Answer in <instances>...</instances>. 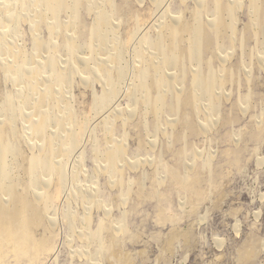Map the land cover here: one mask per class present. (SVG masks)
Returning a JSON list of instances; mask_svg holds the SVG:
<instances>
[{
    "label": "bare ground",
    "instance_id": "1",
    "mask_svg": "<svg viewBox=\"0 0 264 264\" xmlns=\"http://www.w3.org/2000/svg\"><path fill=\"white\" fill-rule=\"evenodd\" d=\"M144 1L137 0L139 4ZM150 1L157 4V0ZM192 1L193 8L187 10L190 12L188 16L182 13L179 17L167 18L165 13L162 14L163 21L155 29L157 39L151 42L144 34L139 35L151 15L141 14L135 8L134 14L118 22L113 15L109 21L103 18L107 8L94 0H0V264H47L63 244L62 230L71 221L78 222L79 228L73 225L69 228L72 236L67 244L74 249L75 240L80 239L85 252H73L72 258H79L83 263L102 264L106 255L103 249L112 250L113 245L120 241L119 234H125L124 225L115 224L113 208L115 204L126 207L133 197L144 198L145 188H140V195L137 184L143 183L148 174L142 173L130 180L134 186L131 185V191L124 189L111 199L103 198L99 182L94 187L89 186L83 155L85 145H82L83 135L89 126V112L100 115L98 112L109 107L122 93L134 99L126 108H116L113 121L104 120V149L94 153L98 164L93 171L97 178L108 176L104 184L111 191L126 186L127 171L137 173L147 164L154 170L152 181H159L161 187L168 182L166 176H159L155 168L156 160H162L164 154L161 147L157 148V133H153L155 139L152 143L147 141L151 136L148 131L150 124L157 130L162 112L167 117V126L173 128L170 135L172 144L184 138L186 130H189L186 137L190 134L208 135L222 121L220 118L214 120L213 117H219V108L210 98H215L213 94L218 93L220 84L240 82L238 66L230 64L232 52H229V46H223L226 55L221 60L222 66L213 71H217L219 76L215 80L207 78L208 72L202 69V65L209 64V60L205 61L206 49L212 56L218 50L211 30H216L217 39H229L235 45L240 40L245 45L238 36L236 18L231 14L232 10L241 9L243 0H214L215 5L206 11L208 21H203L200 15L207 1ZM248 1L253 18L246 30L251 29L253 21L264 28V0ZM110 5L111 8L117 6ZM87 6L91 17L97 14V10L102 17L95 20L98 30L87 35L83 42L82 22L78 21V15ZM62 13L69 22L62 18ZM23 23L29 26L33 50L22 41L20 28ZM123 23L126 26L121 30ZM254 29L258 31V28ZM44 30L47 31L46 38ZM110 31L113 38L109 37ZM211 39L206 47L205 43ZM221 47L219 45L218 48ZM258 61V65L264 68V58ZM195 64L200 70L193 71ZM186 67L191 73L189 80L188 73L184 75ZM145 68L150 79L143 81ZM251 75L252 71L247 77ZM126 78H130L127 86L123 84ZM96 84L102 89L99 99L94 97ZM76 86L84 87L81 91L83 98L87 91L92 93L93 100L90 105L88 103V110L76 104L73 96ZM145 90L146 96L140 98ZM160 92L166 98L169 94L171 102L162 103L157 96ZM243 98L248 106L250 96ZM205 104L208 109L203 112L208 116L211 114V117L207 116L209 119L204 118L200 123L198 113ZM149 113L155 119L146 123L142 116ZM117 119L121 120V127L135 122L136 128L145 130L144 135L136 134L137 151L141 153L148 149L150 143L156 159L145 161L130 155L123 133L116 136L118 127L114 122ZM257 128L261 129L260 126ZM91 138L92 131L89 141ZM80 146L76 159L71 160L73 152ZM172 148L171 144L165 147L167 151ZM182 149L188 150L186 146ZM199 154L197 151L189 161L187 175L177 166L161 161V168L189 194L190 202L205 199L206 185L217 187L213 171L204 183L201 181L197 172ZM111 171L119 176H114ZM78 183L81 187L77 186ZM103 200L110 202L109 207L101 203ZM165 202L167 199L161 204ZM65 204L77 208V213L71 214V221L63 217ZM162 206L160 216L164 222L180 220L173 211L167 215V206ZM96 213H101L99 220L94 218ZM80 229H84L86 234H82ZM94 246H100L102 251L97 257L92 253Z\"/></svg>",
    "mask_w": 264,
    "mask_h": 264
},
{
    "label": "rangeland",
    "instance_id": "2",
    "mask_svg": "<svg viewBox=\"0 0 264 264\" xmlns=\"http://www.w3.org/2000/svg\"><path fill=\"white\" fill-rule=\"evenodd\" d=\"M204 1H207L208 4L204 7L205 10L200 11V15L203 21H208L206 11L215 5V1ZM94 2L107 8L103 18L108 21L112 15L117 18L118 22L125 20L135 13L134 8L141 14L151 15L139 33V35L144 34L151 42L157 39L155 29H158L159 24L163 21L162 14L165 13L167 18L171 16L179 17L182 13L188 16L189 11L193 8L192 0H186V2L183 0H166L164 2L163 0H157L156 5L151 3L150 0H145L143 4H139L137 0H94ZM109 2L117 6L111 8ZM240 5L243 9L241 7L239 10H232L231 14L236 18L235 24L238 36L245 41V45H242L240 40L235 45L229 39L225 41H222L221 38L217 39L216 30H211V37L215 39V48L218 50L212 56L206 49L205 61L208 62L209 60L210 66L209 64L202 65V69L208 72L207 78L215 80V77L219 76L217 71H213L222 66L221 60L226 55L223 46H229V52H232L231 57H234L233 59L230 57V64L238 66L240 82H228L225 86L220 84L218 93L213 94L215 98H210V101L214 99V104L219 108V113L217 112L219 117H213L214 120H218V118L222 120L218 122L217 128L215 127V130H212L208 135L202 133L199 135L190 134L189 137H186L189 132V130H186L185 137L172 144L173 140L170 141V135L173 128L170 125L167 126L165 113L162 112L159 117L157 130H155L154 125L150 124L149 126L148 131L151 138L147 137V141L152 143L155 139L153 133L156 132L159 140V142L157 141L159 145L157 148L161 147L164 151L162 160H156L155 168L159 176H166L168 182L165 185L161 187L159 181L154 182L151 180L154 170L148 164L137 173L127 171L128 182L126 186L115 191H111L105 185L108 176L97 178L93 171L98 164L94 153L95 151L102 152L104 149L102 146V138L105 136L102 128L104 122L108 121L106 118L113 121L117 109L126 108L134 99L125 97V94L122 93L119 95L120 98L117 97L109 104V107L102 110L103 113L102 111L98 112L100 115H97L96 112H92V114L89 112L90 118L87 122L89 126L86 127L85 131L87 133L85 132L86 135H83L85 139L82 142V145L86 146V148L84 146L83 155L86 162V172L89 175V186L94 187L99 182L103 189V198L111 199L115 197L114 195L123 192L124 189L130 192L133 186L130 180L138 178L142 173L148 174V178L143 183L137 184V193L140 194V188H145L144 198L142 196L138 199L133 197L126 207L115 204L113 208L115 224L124 225L126 232L125 234H119L120 241L113 245L112 250L111 248L103 249L106 255L104 262L101 261L102 264H264V68L259 66L260 63H258L259 58H264V28L258 27L256 21H253L251 29L247 31L246 28L253 18L251 4L248 0H243ZM167 6L168 8H166ZM89 9V6L83 8L78 15V21L82 22L83 42H85L87 35L98 30L99 26L95 24V20L97 17H102L98 14V10L97 14L91 17L88 13ZM62 18L67 19L64 13H62ZM67 22H69L68 19ZM125 26L126 24L123 23L121 30ZM254 28H258V31ZM20 30H22L20 31L22 41L26 42L28 49L33 50L34 44L29 34L28 24L23 23ZM46 32L44 30L45 38L47 37ZM109 37L113 38L111 31ZM118 41H121L120 38H118ZM211 42L212 39L206 42L205 46L207 47V43ZM219 45H222L221 49L218 48ZM127 59L129 58L127 57ZM147 70L145 68L143 72V81L150 79L146 74ZM197 70H200L198 64L193 65V71ZM251 71L252 75L248 78L247 74ZM186 74L188 80L191 79V73L187 72V67L184 70V75L186 76ZM128 79L130 78H126L123 83L126 86ZM99 86V84L94 86V89H96L94 90V97L96 99H99L102 94L101 86ZM82 90H84V87L76 86L73 90V96L78 106L88 110L93 96L91 92L87 91L86 96L83 98L81 96ZM146 93V90L142 91L140 98L145 97ZM246 95L250 96L249 107L243 101V97ZM157 96L164 104L171 102L169 94L167 98L164 97L163 92L158 93ZM132 98H135V96H132ZM201 108V112L198 113L200 117L197 118L200 123L204 118L211 117V114L209 116L204 114L208 109L207 104ZM244 110H247V113ZM142 117L146 123H151L155 119L152 113L145 114ZM114 124L118 127L116 136L123 133V139L125 142L127 141L128 148L131 150L130 155L141 157L145 161L156 159V153L150 150V143L147 145L149 150L145 148L141 153L137 151L136 134L142 133L144 135V129L139 130L136 128L134 126L135 122L127 124L125 128L121 127L122 122L119 119ZM259 126L261 129L257 128ZM91 131L93 138L90 142L89 135ZM162 132L166 135L163 136ZM180 132L182 133V131ZM210 138H214V140L212 141ZM169 144H171V147L173 146V151H171L172 149L169 151L165 149ZM81 146L75 149L71 160L76 159L78 152L83 147ZM184 146L188 148L187 151L182 149ZM197 151L200 153L197 172L201 181L204 183L209 178L210 171H213L217 187L206 185V188H208L205 199H194L190 202L189 194L179 188L175 181L161 168V161L177 166L183 174L187 175V165L196 156ZM259 160L262 162H259ZM111 173L114 176H119L113 171ZM78 184L77 186L81 187V183ZM164 199H167V202L161 204ZM101 203L109 207L110 202L103 200ZM162 205L167 206V215H171L173 211L174 214L179 215L180 220L164 222L160 216L163 210ZM182 205H185V207H182ZM76 213V207L72 208L68 204L64 205V218L71 221V214L75 215ZM100 216L101 213H96L95 220H99ZM72 225L79 228L78 222L71 221L66 225L65 229L62 230L63 244L58 247L59 249L53 259H48L50 261L47 264H88L87 262L83 263L79 258H72L73 252H85L78 238L75 240L74 249H70L67 244L72 236L69 229L72 228ZM81 233L86 234V231L82 229ZM220 243L221 245H219ZM92 253L96 257L101 254L100 246H94Z\"/></svg>",
    "mask_w": 264,
    "mask_h": 264
}]
</instances>
